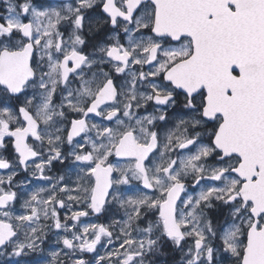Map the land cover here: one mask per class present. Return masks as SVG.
Here are the masks:
<instances>
[{
  "label": "snow or ice",
  "instance_id": "1",
  "mask_svg": "<svg viewBox=\"0 0 264 264\" xmlns=\"http://www.w3.org/2000/svg\"><path fill=\"white\" fill-rule=\"evenodd\" d=\"M0 8V257L264 264V0Z\"/></svg>",
  "mask_w": 264,
  "mask_h": 264
},
{
  "label": "flooded vegetation",
  "instance_id": "2",
  "mask_svg": "<svg viewBox=\"0 0 264 264\" xmlns=\"http://www.w3.org/2000/svg\"><path fill=\"white\" fill-rule=\"evenodd\" d=\"M0 11H2V8H0ZM149 111H151V109H149ZM64 150H65V152H67L70 149L68 148L67 145H65ZM5 154H7V153H5ZM112 159H113V161H115L114 157ZM65 170L66 169H65L64 166L60 165L58 162H54L51 170L50 171H46V175L56 177V176L60 175L62 172H64ZM29 179H31L30 174L27 173V172L21 171L19 173V175L15 178V182L19 183L22 180H29ZM73 179H74V177H73ZM133 183L135 184L136 182L134 181ZM186 183L189 185V187H191V183H192L191 178H189L186 181ZM37 186H46V185L44 184L43 181L33 180L32 181V187H37ZM15 207L19 211L20 210V203L17 202ZM65 211H67V210L66 209L62 210L61 213H60L62 219H63ZM115 211H116V208H115V205H113L110 212H105V213H103V214H101L99 216H89L87 218H82V221L85 222V223L95 222V223H106L107 224V223L110 222L111 214L114 213ZM41 222L43 223V221H41ZM55 240H56V237L54 235H52L51 233H49L48 239L44 243L43 247L53 246ZM30 254L37 255L38 253H30ZM90 255L91 254H89V257H90ZM38 256H40V254L37 255V257ZM171 259L179 260V253H176L174 255V257L173 256H162V257H159L158 264H159L160 261H166V260L170 261Z\"/></svg>",
  "mask_w": 264,
  "mask_h": 264
},
{
  "label": "rangeland",
  "instance_id": "3",
  "mask_svg": "<svg viewBox=\"0 0 264 264\" xmlns=\"http://www.w3.org/2000/svg\"><path fill=\"white\" fill-rule=\"evenodd\" d=\"M45 248V250H46V252H47V250L50 248V246H47V247H44ZM101 252H103V249H101ZM41 255V253H38L37 255ZM46 254V253H45ZM30 255H33V254H29V256ZM37 255L36 256H34L33 258H35V257H37ZM6 259H8V258H6V257H0V264H3V261L4 260H6ZM10 259H14V260H22V264H23V261L24 260H30V259H32L31 257H24V258H20V257H13V258H10Z\"/></svg>",
  "mask_w": 264,
  "mask_h": 264
}]
</instances>
